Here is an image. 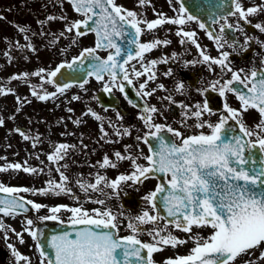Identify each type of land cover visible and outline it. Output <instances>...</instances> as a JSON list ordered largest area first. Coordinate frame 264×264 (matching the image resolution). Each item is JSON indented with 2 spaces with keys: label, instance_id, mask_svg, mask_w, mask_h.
Masks as SVG:
<instances>
[{
  "label": "snow or ice",
  "instance_id": "1",
  "mask_svg": "<svg viewBox=\"0 0 264 264\" xmlns=\"http://www.w3.org/2000/svg\"><path fill=\"white\" fill-rule=\"evenodd\" d=\"M74 12L83 17L82 20L68 21L66 16L54 17L48 16L47 21L64 20L65 28L59 33V36L53 41L58 42L61 37L67 38L66 33L73 34L71 43L75 45L78 39L87 36L89 33L95 34V46L84 48L77 57H74L71 63H61L54 70L45 72L44 69L31 73L32 76L40 78L41 86L37 89L35 85H29L31 95L40 101L55 99L58 95H63L65 91L72 87L71 84L65 83L58 85V74L62 75L61 69L67 67H82L85 69V78L79 83V87L84 89L89 83L88 78H93L97 83H103L102 91L112 94L113 89H118L121 93H126V88L133 85V78H140L146 75L147 80L139 84L137 96L148 97L152 92L144 91L148 81L155 80L156 73L152 68L158 63H167V58L152 60L146 66L144 56L158 45H167L169 41L155 40L149 43H141V36L145 31H153L164 24L183 26L187 22L196 20L199 28L207 31L204 23L186 13V5L182 0H176L179 9H173L177 12L175 18H165L162 13L158 14L159 18L146 21L143 19V13H137L127 10L118 5L116 0H68ZM148 0H139V6H144ZM172 0H169L171 3ZM227 9V15L236 16L238 19L247 23L246 17L257 13L256 7H249L246 11L242 10L239 0H230ZM223 7V5H219ZM234 8V10H233ZM224 18L221 26V33L225 29H232L225 18L224 12L220 13ZM3 19V17H0ZM216 17H213L215 21ZM38 23H42L39 22ZM141 25L145 27L142 28ZM237 27H239L237 25ZM259 31L264 32V27L260 24L254 26ZM241 32L244 29H239ZM20 32H26V28H19ZM44 33H41L43 35ZM176 36L181 37L180 43L191 42L196 46L202 57L200 63H208L210 57L200 50V46L194 39L195 33L184 31L183 28L176 31ZM209 39H213V33L208 32ZM184 38H187L185 40ZM27 39V37H25ZM222 36H216L215 40L220 47L223 46ZM247 44V40L245 41ZM29 50L35 51L31 44L27 45ZM231 47V44L229 45ZM64 50H62L63 52ZM107 53L106 57L98 55L99 52ZM4 55L9 57L8 52ZM173 58L176 54H172ZM11 59V57H9ZM229 59V53L223 52L219 59H211V65H219L221 73L225 70L231 73V79L226 80L223 84L219 80L213 82L212 90L219 95L225 96L226 92H233L236 98L241 102V111L247 112L249 109H255L260 116V121L255 129L247 127L241 119V111L230 108L227 103L224 104V112L219 122L213 124L208 120H202L203 113L215 115L206 102L201 109V105H195L196 111L191 113V117L196 119L195 128L210 130V134L200 132L199 134L182 137L180 131L162 124L153 123L152 113L157 109L149 107L147 104L142 109L139 118L143 121L144 126L149 129V133L143 137L145 143H150V154L148 156L122 155L115 152L114 155L118 161L128 160L131 162L133 171L130 174L118 175L114 180H108L105 176L97 175L95 183L77 180V184L86 195L92 192H101L104 195V188H110L116 192L121 182L130 181L133 185L143 184L150 178H155V174H161L164 179L161 180L151 191L143 197L144 201L151 206L152 211L163 208L170 220H166L163 227L158 223L164 220V217L158 213L150 215L149 211H143L136 217H126L129 220L127 227L131 230L130 235L120 237L118 234L119 224L118 217L111 209L103 210L84 209L83 204L70 207L68 205H57L48 207L25 200L20 193L30 192L32 195H71V188L68 185V176L63 169L68 165L63 164L55 168L59 173V182L49 179L48 186L39 190H30L24 187H9L0 184V214L3 217L16 218L29 212L28 205L31 209L39 212L41 208H47L48 216L38 217L43 222L52 220L63 221L58 214L70 213L68 217L70 225L76 229L74 233L62 231L59 235H54L47 241V247L52 249L55 259L45 257L42 250L45 245L41 240V233L34 228L35 221L26 219L24 221V232L36 241V248L40 253L41 264L48 260V264H155L153 259L154 253L164 250V246L176 248L178 245H184L191 240L194 247L186 256H178L174 259H168L165 264H235V261L241 255L264 247V71L254 69L250 76L245 74L243 79L241 75L226 63ZM137 61L143 71L136 70ZM85 61L88 63L85 64ZM127 65H130L129 70ZM243 71V70H241ZM171 73H166L170 75ZM28 73L14 75L11 81H26ZM126 82V83H125ZM8 82L0 86V96L14 94L11 88L7 87ZM243 84L246 91L237 85ZM251 84V87L248 85ZM53 85L55 92L48 93L43 86ZM163 85L158 88L163 89ZM183 85L178 84L176 91L181 92ZM155 91V90H153ZM41 92L43 94H41ZM80 97L73 96L72 100H79ZM125 99H128L125 94ZM171 101V97H165ZM30 103V101H25ZM17 103L21 104V98L17 96ZM129 103L131 101L129 100ZM135 106V105H133ZM184 108L185 105H179ZM17 111H20L17 108ZM67 111L71 112L69 108ZM107 111V109H105ZM91 115L95 120L101 121L102 117L89 108L83 116ZM117 113V119H120ZM185 118H190L187 115ZM235 121L238 125V135L233 133L229 122ZM73 123L79 126L82 119L78 118ZM4 120L0 119V126H3ZM108 127H113L109 123ZM154 129V130H153ZM23 140L28 141L29 135L21 129H15ZM101 138L108 136L103 124L100 127ZM167 133L172 137L180 139V143L168 142ZM129 130L125 128L123 135H129ZM71 135V133H69ZM116 135H121L120 130H116ZM37 143L40 137L37 135L31 137ZM138 141L141 137L137 136ZM154 141V143H153ZM112 143L111 140H106ZM36 143L32 144L35 148ZM73 145L59 143L54 146V151L47 156V160L52 164H58L64 160ZM125 146V151H127ZM259 154V155H258ZM0 159H5L0 157ZM39 159V156L36 157ZM139 159L147 161L148 166L138 163ZM43 163V162H41ZM100 168H115L116 163L110 161L105 155L102 162H98ZM9 170L23 171L29 175L43 173V168H34L25 161L20 163H6L0 166V172ZM51 176V171L48 173ZM170 176V179L167 177ZM103 183V187L100 185ZM111 198V197H109ZM75 199V197H73ZM79 203V202H77ZM91 203L104 205L105 200H92ZM121 215H123L121 213ZM151 224V229L147 234L152 238L151 243L142 242L138 237L144 231L143 226ZM169 225L176 230L189 234L188 239H179L168 231ZM208 227L212 230L207 238L199 234H192L193 228L200 229ZM5 228L3 220H0V230ZM19 242L24 243L22 233L15 232ZM163 233V235H162ZM4 239L8 236L5 232ZM17 264H31L30 258L19 253L11 244ZM259 260L264 261V251L260 252ZM248 264H256L255 260H250Z\"/></svg>",
  "mask_w": 264,
  "mask_h": 264
},
{
  "label": "flooded vegetation",
  "instance_id": "2",
  "mask_svg": "<svg viewBox=\"0 0 264 264\" xmlns=\"http://www.w3.org/2000/svg\"><path fill=\"white\" fill-rule=\"evenodd\" d=\"M220 1V0H219ZM117 4L122 6L127 10H132L139 13H143V19L146 21H152L159 18L160 13L164 15L165 18H175L177 12L173 9H179V4L176 0H148L144 6H139V0H116ZM224 9L220 11H215L214 15L207 20V25L205 30L199 28L196 20L187 22L183 26L178 25H168L164 24L161 27L153 31H145L141 36V43H149L155 40L169 41L166 46L161 44L150 52H146L144 56V63L147 66L149 61L160 60L161 58H167V63H158L152 68V71L156 73L155 80L148 81L145 90L152 92L151 96L143 97L136 95V91L139 90V84L144 83L147 80V76L151 72L147 73L140 78H133V85L126 88V93H121L118 89H113L112 94L105 93L102 91L103 83H97L93 78H88L89 83L85 85L84 89L79 87V84H72V87L67 89L63 95H58L55 99H50L51 101H40V107L45 108L48 111L43 113L33 112L32 116L28 117L26 122L28 125H22L21 129L24 133L29 135L30 139L25 141V146L23 150H15L14 152L18 154L19 160L10 159V151L5 149L2 153V157L7 159L0 161L5 163L24 164L27 160L25 153L27 152V144L31 145L36 143L35 148L31 147L29 150L35 152V157L28 161V164L36 167L52 168V179L59 182V173L55 171L56 167L63 164H67V169L62 171L68 176V187L70 182L73 180V171L71 173V167H79L83 165L84 171L80 172L82 181H89L90 183H95V178L97 175L105 176L108 180H111L115 174H117L121 168H125L126 171L130 173L133 171L131 162L128 160L118 161L114 155L115 152H120L122 155H132V156H148L150 154L149 148L152 146L150 143H145L143 137L149 133V129L144 126L143 121L139 118L142 113V109L147 104L149 107H155L157 112L152 113L153 123L162 124L166 127L170 126L174 130L180 131L183 138L189 135L199 134L204 132L205 134H210V130L207 128L196 129V119L191 117V113L196 111L195 105H203L207 102L210 109L215 113V115H208L203 113L201 119L208 120L210 123L219 122L220 116L226 115L224 112V104L237 111H241V102L236 98V94L233 92H226L224 97L219 95V90L217 87L216 91L212 90L213 82L219 80L221 84L224 81L231 79V73L225 70L221 73L219 65H211V59H219L223 52L229 53V59L226 63L233 71L239 73L243 79L244 75L250 76L251 71L258 69L264 71V32L259 31L254 26L260 24L264 27V0H239L242 6V10L246 11L249 7H256L258 9L257 13L246 17L247 23L238 19V13L236 16L227 15V9L231 7L230 0H221ZM234 10V8H233ZM224 12L225 18L228 23L232 25V29H225V32L221 33L220 29L224 23V18L221 17L220 13ZM186 13L189 14L187 11ZM74 14V12L72 13ZM216 17L213 21V17ZM195 17V16H194ZM70 21H76L75 16L67 17ZM80 18V17H78ZM197 18V17H196ZM200 23L199 18H197ZM237 25L239 27H237ZM144 28V25H141ZM183 28L184 31L194 32L196 35L194 39L200 46V50H203L206 55L210 57L208 63H200L202 60L199 51L196 46L190 41L184 44L180 43L181 37L176 36V31ZM244 29L241 32L239 29ZM208 32L213 33V39H209ZM60 32L54 33L52 36L45 38L44 43L48 46V51L53 53L51 57H41L36 59V64L38 65L37 70L40 69L49 70V72L58 64L59 62L69 61L72 57L78 54L84 48H91L95 46V36L93 33H89L87 36L78 39V42L73 45L71 43V37L73 34L66 33L67 38L61 37L58 42L53 43ZM216 36H222L223 39L221 43L222 47L218 45L215 40ZM26 34L23 33L20 37L19 43L21 45L23 52L16 57H21V62L19 66L26 64V59L29 55L25 52L36 54L40 52L36 45L31 44L30 37L25 39ZM187 40V38H184ZM247 40V44L245 41ZM31 44L35 51L29 50L27 45ZM231 44V47L229 45ZM55 46V47H54ZM62 50H64L62 52ZM175 53L176 57L173 58L172 54ZM100 56H105L107 53L101 51L98 53ZM11 57V56H10ZM10 59L7 58V61ZM131 63L136 64V70L143 71L140 68L137 61H132ZM47 65H50L49 67ZM8 68H15L11 63H6ZM51 67V68H50ZM126 67L131 70L130 65ZM50 68V69H49ZM243 70V71H241ZM9 72V71H7ZM171 73L166 75V73ZM126 83V82H125ZM178 84H182L183 87L181 92H177L176 88ZM158 85H163V89L158 88ZM239 88L246 91L243 84L237 85ZM11 88V86H7ZM251 87V84L248 85ZM56 88L51 85V89L47 92H55ZM155 90V91H153ZM99 92H104L105 100L98 97ZM125 94H127L128 99H125ZM10 95V94H8ZM5 95V96H8ZM78 96L79 100L73 101L72 97ZM165 97H171V101L165 99ZM129 100L131 103H129ZM135 105V106H133ZM179 105H185L184 108L179 107ZM69 108L72 109L71 112L67 111ZM89 108H91L95 113L102 117L101 121L95 120L91 115L83 116ZM107 109V111H105ZM117 113L120 115V119H117ZM23 115H26L23 113ZM190 118H185V116ZM28 116V115H27ZM34 117V118H33ZM51 119H47L50 118ZM81 118L82 123L77 126L73 123L74 120ZM241 119L244 124L255 129L256 125L260 121L259 113L255 109H249L247 112L241 111ZM109 123L113 127H108ZM103 124L105 131L108 136L104 139L101 138L100 127ZM30 128H29V127ZM127 128L129 130V135H123V130ZM16 129V127H15ZM119 129L121 135H116V130ZM154 130V129H153ZM32 132L35 136L40 137V141L37 143L32 137ZM71 133V135H69ZM173 142L180 143V139L172 137L170 133H167ZM137 136L141 137V140H137ZM106 140L113 141L112 143L105 142ZM59 143H64L68 145H73L72 149L77 154H74L71 150L68 156L59 161L58 164H52L47 160V156L54 151V146ZM154 143V141H153ZM77 144V145H76ZM125 146L127 151H125ZM107 155L110 161L116 163L115 168L107 167L100 168L98 162L103 161V157ZM39 156V159L36 157ZM43 162V163H41ZM138 163L144 166H148L147 161L144 159H139ZM115 169V170H114ZM17 177L15 175L4 176L5 178L0 181V184L6 185L9 183L18 184L19 187L28 188L27 178L28 174L19 171ZM3 176V175H2ZM1 177V175H0ZM170 177V176H169ZM167 177V179H169ZM157 177L150 178L143 184H136L131 186L121 193L134 192L136 197L141 201H144L143 197L154 190L157 182ZM103 187V183L100 185ZM73 188V186L69 187ZM104 193H107L104 188ZM24 199H27L26 193H20ZM38 204L46 205L48 207H53L57 205H68L74 207L68 200V196L60 195H47L45 198L50 200L48 203L42 195ZM105 195L101 192H92L89 190L87 195L81 191L80 201L77 203L83 204L84 209L91 211L92 209H97L94 203L84 199H94V198H104ZM31 199V198H30ZM35 199V200H36ZM105 205L102 206V209ZM39 216H48L49 213L47 208H41L39 212H34V214H24L17 216L15 221L18 229H21L23 234L28 237L32 244L29 246V250L32 251V258H37L41 261L42 257L38 252L37 248L33 243V239L24 232V221L26 219H33ZM60 218H65L70 216V213H60L58 214ZM9 217H3L0 214V220H8ZM66 219V218H65ZM5 228L0 230V264H17V261L11 258L9 245V231ZM5 232L7 233L8 239H4Z\"/></svg>",
  "mask_w": 264,
  "mask_h": 264
},
{
  "label": "rangeland",
  "instance_id": "3",
  "mask_svg": "<svg viewBox=\"0 0 264 264\" xmlns=\"http://www.w3.org/2000/svg\"><path fill=\"white\" fill-rule=\"evenodd\" d=\"M68 3L64 0H0V86H3L5 82H8L7 86H11L14 94H10L8 96H0V119L4 120L3 126H0V157H2L1 152L5 149L10 151V159L19 160V156L14 153L15 149L23 150L25 146V142L21 139L22 136L15 131V127L20 123L22 125H28L26 122L27 118L32 116L33 112L43 113L48 111L45 108H41L40 100L36 99L31 95V89L29 85L37 86V89H40L41 81L39 77L32 76L31 73L38 71V65L36 64V59L41 57H51L53 53L47 52L48 46L44 43L45 38L52 36L54 33H58L64 30L66 21L64 20H52L47 21L46 18L48 16L54 17H71L75 16L72 14L70 7L68 8ZM42 22V23H38ZM68 21L69 18H68ZM26 28V32H20L19 28ZM25 33L26 37L31 39V44L36 45L40 52L36 54H32L25 50V52L29 55V58L26 59V64L23 66H19L21 62V57H16L17 55L23 52L21 45L19 43L22 41L19 40L22 34ZM41 33H44L41 35ZM55 47V46H54ZM8 52L9 57L11 59L7 61V58L3 53ZM6 63H11L15 68H8ZM48 67L50 65H47ZM51 68V67H50ZM9 71V72H7ZM48 72V70H45ZM22 73H28L29 76L26 81L16 80L11 81L10 78L14 75H20ZM43 88L46 91L51 89V85H44ZM41 94H43L41 92ZM17 96L21 98L22 103H17ZM25 101H30L27 103ZM50 102L51 100H47ZM17 108L20 111H17ZM26 114V115H23ZM28 115V116H27ZM34 118V117H33ZM48 120L51 119L47 118ZM29 127V126H28ZM30 128V127H29ZM32 137H34V133L32 132ZM77 145V144H76ZM32 146L27 144V152L25 153V157L27 156V160L33 159L35 157V152L30 151L29 149ZM74 149V147L72 148ZM71 149V150H72ZM73 151V150H72ZM74 154H77L73 151ZM7 159H0L3 161ZM5 162H1L0 166L5 165ZM33 164V163H31ZM30 163L28 165H31ZM43 168V167H36ZM84 166L80 165L79 167H71V173L73 171V180L70 182L69 187L73 186L71 189V195L68 196V200L74 203H71L73 206H77V202H80V194L81 189L77 184V180H81V175L79 174L81 171H84ZM44 171L41 174H37L39 178V183L35 182V186H40V189L46 188L48 186L49 179H52V168H43ZM115 170V169H114ZM120 171L114 175L111 180H114L118 175L121 174H130L129 171H126L125 168L119 169ZM49 171H51V176L48 175ZM17 174V173H16ZM19 174H21L19 172ZM3 175V176H2ZM1 179H4V176L7 175V172H2ZM29 175V174H28ZM37 175H29L27 178V184L32 186V179H35ZM53 180V179H52ZM85 181V180H84ZM58 182V181H56ZM90 183V180L87 181ZM131 182H121L118 190L113 192L110 188H105L107 191V195L104 198H94V199H84L88 201L92 200H105V208L111 209V211L117 215L119 230L121 232L129 231L127 224L129 222L126 217H136L142 214L143 211H149L150 215H154L150 206H147L146 203L141 205L135 210L123 209L120 205V197L121 193L127 190L131 186ZM31 192V191H30ZM29 196V195H28ZM35 198H40L41 196L32 195ZM45 196H42L45 200H47ZM75 197V199H73ZM111 197V198H109ZM50 203V200H47ZM97 209L103 210L100 204H95ZM121 213L123 215H121ZM6 228L8 229L9 236V244H11L19 253L25 255L30 258L31 264H41L37 258H32V251L29 250V246L32 242L29 241L28 237H26L21 229L17 228V221L11 218L5 221ZM164 221L161 220L158 223L159 227H163ZM151 224H146L143 226L144 231L139 237H143L145 241L147 240L149 243L152 242V238L147 234V230L151 229ZM14 229L15 232L22 233V238L24 243L21 244L19 239L15 235L14 232L11 231ZM168 231H170L174 236L179 239H188L189 234L184 233L182 231L176 230L172 226H169ZM212 230L208 227L196 229L193 228L192 234H199L203 238H207L211 234ZM163 235V233H162ZM194 243L189 240L187 244L178 245L176 248H172L169 246H164V250L159 253L153 254V259L155 264H165V261L168 259H174L178 256H182L186 253L190 252V250L194 247ZM264 251V247L256 249L249 254L241 255L235 261V264H248L250 260H255L256 264H264V261L259 260L260 252ZM12 260L15 259L12 249H10ZM23 264V262H21ZM44 264H47L44 261Z\"/></svg>",
  "mask_w": 264,
  "mask_h": 264
},
{
  "label": "water",
  "instance_id": "4",
  "mask_svg": "<svg viewBox=\"0 0 264 264\" xmlns=\"http://www.w3.org/2000/svg\"><path fill=\"white\" fill-rule=\"evenodd\" d=\"M182 2L186 5L187 11H189L195 16H199L200 18L205 16L206 14L212 13L213 10L217 9L216 4L218 5V3L215 0H182ZM87 63L88 62L85 61V64ZM61 72L62 75L58 74V78H56L57 83L59 85H63L69 82L82 81V79L85 78L84 76L85 69L82 67H74L72 69L65 67L61 69ZM229 124L233 129V133L238 135L239 134L237 131L238 125L232 121H230ZM168 142H170V140H168ZM136 202L137 201L134 200V198H129L128 196H125L122 199V204L124 206L130 205L132 207H135L137 204ZM155 213L156 214L158 213L166 220L171 219L170 217L167 216L166 211L162 207L157 209ZM35 229L42 234L41 240L45 245V247L42 250L44 251L45 255L47 257H50L52 260L55 259V254L52 249L47 247L48 239H50L54 235L61 234L62 231H68L74 233L76 230L70 225V223H63L62 226L60 222L52 221V220H47L46 223L38 224Z\"/></svg>",
  "mask_w": 264,
  "mask_h": 264
}]
</instances>
